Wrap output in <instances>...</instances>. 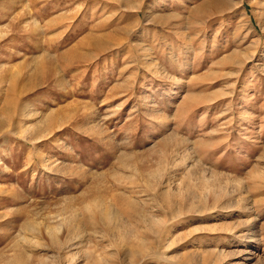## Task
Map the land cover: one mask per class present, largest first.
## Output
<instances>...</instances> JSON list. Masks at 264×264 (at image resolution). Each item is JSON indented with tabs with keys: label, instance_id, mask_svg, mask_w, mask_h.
Listing matches in <instances>:
<instances>
[{
	"label": "rangeland",
	"instance_id": "obj_1",
	"mask_svg": "<svg viewBox=\"0 0 264 264\" xmlns=\"http://www.w3.org/2000/svg\"><path fill=\"white\" fill-rule=\"evenodd\" d=\"M132 263L264 264V0H0V264Z\"/></svg>",
	"mask_w": 264,
	"mask_h": 264
},
{
	"label": "bare ground",
	"instance_id": "obj_2",
	"mask_svg": "<svg viewBox=\"0 0 264 264\" xmlns=\"http://www.w3.org/2000/svg\"><path fill=\"white\" fill-rule=\"evenodd\" d=\"M214 1H216V0H214ZM210 5H211V4H210ZM213 5H214V3H213ZM213 5H211V6H213ZM144 225H145V224H144ZM154 230H155V229H154ZM151 233H152L151 235H154V236H152V237H153V239L155 240V239L157 238V236H155V235H158L159 230H158V231H157V230H156V231H151ZM159 234H160V233H159ZM153 239H152V240H153ZM133 244L135 245V248H136V247H137V248L140 247V248H139L140 251H139V252H136V251L133 250L134 246L132 245V246H133V248H132V250H133L132 255H134V256L138 255L137 258H138V257L140 258L141 256L144 257V255H147L148 253H150L149 251H152L151 249H153V247H152V248L150 247V248H147V249H146V248L144 247V246H145V243H144V242H138V243H136V244H135V243H133ZM135 248H134V249H135ZM129 249H130V248H129ZM129 252H130V251H129ZM147 252H148V253H147ZM128 255H129V254H128ZM139 258H138V259H139ZM133 261H134V260H133ZM133 261H132V262H133ZM132 264H133V263H132Z\"/></svg>",
	"mask_w": 264,
	"mask_h": 264
}]
</instances>
